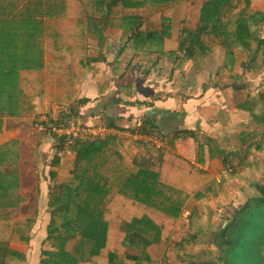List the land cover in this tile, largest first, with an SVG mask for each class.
<instances>
[{
  "label": "trees",
  "instance_id": "16d2710c",
  "mask_svg": "<svg viewBox=\"0 0 264 264\" xmlns=\"http://www.w3.org/2000/svg\"><path fill=\"white\" fill-rule=\"evenodd\" d=\"M262 4L264 0H0V133L7 118L31 117L35 99L45 93L60 106L70 104L75 95L72 77L78 70L71 66H84L89 47L103 46L107 19L122 21L119 35L106 29L121 50L131 44L147 54L157 53L172 37L174 9L179 6L176 34L187 59L206 56L216 47L240 50L245 66L261 72L264 15L257 9ZM66 18L71 19L69 26ZM259 99L248 97L236 112L248 113L253 124L264 119ZM102 124L117 125L110 118ZM259 137L254 146L264 147V136ZM59 145L58 140L56 150ZM74 153L67 181L54 182L55 156L45 176L48 193L55 184L59 192L54 198L41 194L40 214L47 215V224L38 264H227L223 257L201 262L197 246L218 237L222 248L231 247L227 232L234 216L264 205L261 191L229 221L225 218V228L216 230L195 210L186 218V238L172 245L181 208L192 197L202 200L203 185L211 183L208 191L217 185L206 171L171 150L112 137L80 139ZM248 155L251 152L245 158ZM19 161L17 140L0 146V264H27L24 253L10 248L25 201L19 194ZM223 165L226 169L225 159ZM130 239L145 246L136 258L129 255Z\"/></svg>",
  "mask_w": 264,
  "mask_h": 264
},
{
  "label": "crops",
  "instance_id": "0c3cea01",
  "mask_svg": "<svg viewBox=\"0 0 264 264\" xmlns=\"http://www.w3.org/2000/svg\"><path fill=\"white\" fill-rule=\"evenodd\" d=\"M257 12L264 15V4ZM177 19L178 16L173 22L172 37L157 49L159 54L155 51L147 54L131 44L121 50L119 43L106 35V29H112L116 36L119 35L121 19L105 20L103 46L89 47L88 50L93 51L86 56L84 66H71L72 71L78 70L72 77L75 95L69 105L75 109V117L90 128L104 125L102 123L109 118L117 124L109 127L120 131L131 130L133 120L138 117L155 120L165 133L167 149L206 171L211 180L217 182L215 188L219 185L223 187V182L227 180L238 184V194L234 197L238 198L241 206L249 199L259 198L261 191L264 192V184L258 185L264 182V176L258 172L262 168L264 173V164H260L264 163V147L259 144L254 146L260 139L259 135L264 136V119L260 118L253 124L249 114L236 112V107L250 96H259L257 107L264 113V67L261 72L249 69L240 50L233 53L219 47L206 56L187 59L177 40ZM247 22L251 23L250 20ZM260 33L264 39V23ZM45 60L51 61L50 56L46 55ZM204 74L206 76L203 77ZM34 104L35 111L31 117L7 118L0 133V146L17 140L22 147L19 194L25 201L20 207L16 226L42 208L41 194H45L42 193L44 187L41 181L46 179L58 142V138L50 132V108L58 104L48 93L36 98ZM43 119L48 121L43 122ZM39 125H44L43 130H47L39 129ZM107 137L137 144L122 136L98 138ZM76 144L72 151L58 160L54 182L61 183L70 178ZM247 152L251 155L245 158ZM249 166L251 168H247ZM239 183L249 184L240 186ZM201 188L199 191L202 193ZM219 216L214 211L203 215L205 221L213 226L218 223ZM179 223L182 224L181 218L171 236L172 245L183 240L180 236L183 229L178 227ZM225 223L226 220L223 226ZM184 227L186 233L187 222ZM14 246L12 238L10 248L24 253L28 260L30 249H16ZM212 247L209 251H214ZM144 248L142 243L129 240V251L134 253L137 250L133 255L135 258ZM206 259H209L206 253H201V262L218 260L215 257L210 261Z\"/></svg>",
  "mask_w": 264,
  "mask_h": 264
},
{
  "label": "rangeland",
  "instance_id": "374dc122",
  "mask_svg": "<svg viewBox=\"0 0 264 264\" xmlns=\"http://www.w3.org/2000/svg\"><path fill=\"white\" fill-rule=\"evenodd\" d=\"M178 12H179V6H176L174 9V15H175L174 19L177 18ZM69 24H71V19L66 18V26H69ZM104 24H106V22H104ZM91 51H93V49H91L89 51V53ZM228 58H226V60H229ZM188 66H190V65H188ZM204 76H206V74H204L203 77ZM204 79L207 81L206 78H204ZM20 149L22 150V147H20V145H19V157L21 158L22 152L20 153ZM186 157H187V155H186ZM56 159H58V158H56ZM260 164H264V163L260 162ZM256 170H258V168ZM262 170H263L262 168H259L258 172H259V174H262L264 176V173H262ZM46 177H47V174H46ZM246 178L248 179V177H246ZM43 182H42V185L44 187V191H42V193L44 192L46 197L47 196L51 197V198L57 197L58 196L57 192H59L58 187H56L57 184H55V187L52 186V189L49 190V193H48V187H47L48 183H46V181H45V183H43ZM223 183H225L223 187L219 185V186H217L218 190H217V188L214 187V189L211 191H208V189L211 186L206 187L205 185H203L201 188L202 193H205L203 199L197 200L194 197H192L181 208V215L182 216L180 218L182 220V224L179 223L178 227L183 229L182 233L180 234V236H182L183 239L186 238V236L189 232V225L187 222V232L184 233V229H185L184 226L186 224L185 218H187L193 212V209H195L197 213H200L202 215H204V213L205 214L208 213V211L218 212L220 215L218 223L214 226L212 225L215 230L217 228H219L220 226H223V223H224L226 216L229 217L227 219L229 221L231 219V217L233 216V214L239 210V208L241 207V206H239V200H238V198L234 197L235 195L238 194V191H237L238 184L230 183V180H227ZM247 184H249V183H246V184H244V183L240 184L239 183L240 186L241 185L245 186ZM263 184H264V182H262V184L258 183V185H263ZM63 197H64V199H70L71 198V200H72V197L68 194H63ZM40 203H41L40 206L44 205L43 202H40ZM190 209H192V210H190ZM235 209H237V210H235ZM35 210H37V209H35ZM245 212H246V210L237 214V216L238 215L245 216V214H246ZM46 213H48V212L46 211ZM237 216H234V217H236V220L233 222V226L234 225L236 226L237 222L240 221L239 218L241 216H238V217ZM46 218H47V215L45 213L40 214V211L38 212V210H37L34 216L29 217V219L26 221L22 220L21 224L18 223V225L16 226L15 233L13 235V243L16 246V247L15 246L14 247L16 249H19V248L22 249L23 248V250H24L26 248V249L31 250V252L29 250L30 254L28 253L29 258L27 260V264H38V256H39L38 253H40L39 248L41 245L40 243L43 240V233L46 230V228H45L46 224H47ZM204 219H205V217H204ZM247 226L250 229L258 232L259 235H261L259 238V241H258L259 244L256 243L257 245H256V250H255L256 254L259 255V258H260L259 261L256 262V264H259V262L264 258L263 249H262V247L264 246V217L262 216V217L256 218L252 223L251 222L248 223ZM222 228H224V227H222ZM230 228H233V227H230ZM230 228L228 229L227 233H228V238L231 241L232 238L230 236V233H231ZM214 236H215V234H214ZM208 241H209V243H208ZM204 243L205 244H200L197 246L196 252L199 253L202 251L201 253H203V254L206 253V256L209 258V259H206V261L214 260L213 259L214 257H215V259L220 258V257H223L225 259V255L230 253L234 247V245L232 243L231 247L232 246L233 247L232 248L229 247V248H231L230 251L229 250L227 251L225 248H222L218 244V243H220V238H218V237H215L214 239L212 238L211 240L210 239L206 240V242H204ZM206 243H208V244H206ZM211 246H213L212 248L214 249V251H209V248ZM136 252H137V250L134 253L132 251H129L130 257L135 258V256H133V255H136ZM199 259H200V257H199ZM219 264H224V262L220 261ZM262 264H264V261Z\"/></svg>",
  "mask_w": 264,
  "mask_h": 264
},
{
  "label": "built area",
  "instance_id": "2783aa9c",
  "mask_svg": "<svg viewBox=\"0 0 264 264\" xmlns=\"http://www.w3.org/2000/svg\"><path fill=\"white\" fill-rule=\"evenodd\" d=\"M50 112V132L60 141L59 148L55 151V157L58 159L72 151L77 140L85 137L122 136L123 139L134 143L152 145L158 149H167L168 146L165 133L153 119L135 118L131 130L120 131L104 125L91 128L86 126L78 117H75L76 111L71 105H54L50 108ZM46 121L48 120L43 119V122ZM43 126L39 125V129L43 130ZM205 186L210 187L211 183L208 182Z\"/></svg>",
  "mask_w": 264,
  "mask_h": 264
},
{
  "label": "water",
  "instance_id": "95a60500",
  "mask_svg": "<svg viewBox=\"0 0 264 264\" xmlns=\"http://www.w3.org/2000/svg\"><path fill=\"white\" fill-rule=\"evenodd\" d=\"M245 213V216H241L240 221L231 229L230 236L234 247L230 253L225 255L227 264H256L260 259L255 250L261 235L247 225L259 216H264V205L253 206ZM226 225L225 223L223 227L225 228ZM262 249L264 254V246Z\"/></svg>",
  "mask_w": 264,
  "mask_h": 264
},
{
  "label": "flooded vegetation",
  "instance_id": "af4514ba",
  "mask_svg": "<svg viewBox=\"0 0 264 264\" xmlns=\"http://www.w3.org/2000/svg\"><path fill=\"white\" fill-rule=\"evenodd\" d=\"M241 208H242V207H241ZM239 209H240V208H239ZM248 209H249V208H248ZM248 209H246V210H248ZM240 216H241V215H240ZM259 217H262V216H259ZM259 217H258V218H259ZM263 217H264V216H263ZM251 223H252V222H251ZM232 227H233V225H232ZM231 229H232V228H231ZM236 235H237V234H236ZM232 247H233V246H232ZM232 247H231V248H232ZM231 248H225V249H226L227 251H228V250L230 251ZM237 250H239V249H237ZM262 263H263V260H261V261L259 262V264H262Z\"/></svg>",
  "mask_w": 264,
  "mask_h": 264
}]
</instances>
